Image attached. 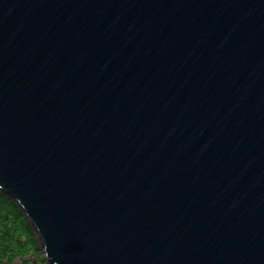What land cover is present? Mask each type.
Instances as JSON below:
<instances>
[{
  "label": "water",
  "instance_id": "obj_1",
  "mask_svg": "<svg viewBox=\"0 0 264 264\" xmlns=\"http://www.w3.org/2000/svg\"><path fill=\"white\" fill-rule=\"evenodd\" d=\"M0 191L49 264H264V0H0Z\"/></svg>",
  "mask_w": 264,
  "mask_h": 264
},
{
  "label": "trees",
  "instance_id": "obj_2",
  "mask_svg": "<svg viewBox=\"0 0 264 264\" xmlns=\"http://www.w3.org/2000/svg\"><path fill=\"white\" fill-rule=\"evenodd\" d=\"M41 249L22 208L0 191V264H44Z\"/></svg>",
  "mask_w": 264,
  "mask_h": 264
},
{
  "label": "rangeland",
  "instance_id": "obj_3",
  "mask_svg": "<svg viewBox=\"0 0 264 264\" xmlns=\"http://www.w3.org/2000/svg\"><path fill=\"white\" fill-rule=\"evenodd\" d=\"M41 252H42V254H43V256H44V253H43L42 249H41ZM44 257H45V256H44ZM16 264H20L19 260H17ZM44 264H49V263L47 262V259H46V258H45V262H44Z\"/></svg>",
  "mask_w": 264,
  "mask_h": 264
}]
</instances>
